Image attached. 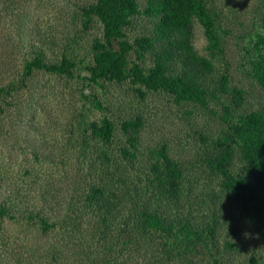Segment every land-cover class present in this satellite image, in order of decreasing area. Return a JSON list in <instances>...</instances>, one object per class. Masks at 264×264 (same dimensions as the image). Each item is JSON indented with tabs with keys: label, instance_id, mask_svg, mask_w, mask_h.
<instances>
[{
	"label": "rangeland",
	"instance_id": "374dc122",
	"mask_svg": "<svg viewBox=\"0 0 264 264\" xmlns=\"http://www.w3.org/2000/svg\"><path fill=\"white\" fill-rule=\"evenodd\" d=\"M95 2L0 0V86L13 83L15 87L10 95H0V202L14 186L24 194L16 211L19 220H0L4 235L0 264H17L18 259L19 264H155L131 234L113 233L104 240L97 218L76 213L74 197L85 196L100 172L108 173L105 160L97 161L91 153L86 158L80 155L83 142L89 140V124L105 117L117 124L111 156H117L126 141L119 124L139 117L140 158L145 160L149 151L165 146L184 170L183 188L195 200L194 208H204L196 214L202 220L211 216L204 197L207 189L217 188V178L208 174L202 157L227 128L222 104H231V98L220 96L202 108L178 104L169 93L147 91L132 80L89 87L83 80L88 74L83 67L92 61L91 46L95 37L101 38L102 26L93 18L90 27L84 28L81 8ZM206 4L215 17L222 46L213 61L214 75H228L231 87L245 93L244 106L235 114L264 111V90L249 75L256 34H264V0H206ZM193 23L194 47L207 57L204 29L198 21ZM146 27L150 28L149 22L140 17L137 30L128 36L151 33ZM40 46L49 60L58 61L65 54L72 58L78 64L75 77L36 70L23 82L24 65ZM117 47L113 42L111 48ZM92 94L99 97L103 110L94 107ZM4 99L8 104H2ZM243 168L236 159L233 169L241 172ZM236 215V220L220 226L223 234L216 245L207 247L203 238L192 255L177 259L175 253L164 264H264V220L258 228ZM42 219L54 224L47 236ZM70 228L76 230L73 239L66 232ZM235 228L240 232L234 233ZM61 237L64 244L73 240L75 245L60 247ZM157 239L173 242L166 234ZM226 241L234 243L236 250L226 248Z\"/></svg>",
	"mask_w": 264,
	"mask_h": 264
},
{
	"label": "trees",
	"instance_id": "16d2710c",
	"mask_svg": "<svg viewBox=\"0 0 264 264\" xmlns=\"http://www.w3.org/2000/svg\"><path fill=\"white\" fill-rule=\"evenodd\" d=\"M141 1L96 0L81 8L84 28L90 27L93 18L102 26L101 38L93 39L92 61L83 67L88 73L83 80L89 87L101 85V82L132 80L147 91L169 93L178 104H194L202 108L213 100H219L220 96L231 98V104H222V119L227 128L202 157L208 174L217 178V188L207 189L204 197V203L212 211L211 216L202 220L196 214L197 209L204 208H194L195 200L183 188L184 170L167 154L165 146L149 151L145 160L140 158L137 141L142 122L139 117L119 124L126 141L117 150V156L110 154L114 151L111 146L116 138L117 124L106 117L89 124V140L83 142L80 155L86 158V154H95L97 161L105 160L109 174L100 172L99 179L88 185V193L74 199L79 217L89 215L97 218L99 222L96 224L100 223L104 240L113 233L131 234L142 245L141 249L151 254L155 264H164L175 253L177 259L192 255L196 243L203 238L208 241L207 247L216 245L217 238L223 234L219 231L220 226L236 220V213L258 228L262 225L264 111L236 115L235 112L244 106V90L231 87L228 75L221 78L214 75L213 61L222 51V46L215 17L206 0H143V5ZM140 17L149 22L150 28H146L151 33L146 30L130 39L128 34L137 30L135 27ZM195 20L204 29L207 57L200 55L193 44ZM113 42L118 46L116 49L111 48ZM39 48L33 50V57L24 65L23 82L36 70L75 77L78 64L72 58L65 54L58 61L49 60L41 46ZM254 48L256 53L249 61V75L264 90V34L257 32ZM212 77L218 79L217 82L209 83L208 79ZM13 85L0 86V95H10L15 89ZM138 91L144 94L142 89ZM90 97L96 109H104L99 97L95 94ZM90 97L85 96L88 100ZM2 104H8L7 100L4 99ZM200 138L208 141L205 136ZM236 159L244 164L241 172L233 169ZM21 189L14 186L7 198L1 200L2 222L5 219L19 220L16 211L24 196ZM41 222L47 236L52 230L50 225L54 224L47 219ZM236 229L234 233H239ZM74 231L72 228L66 230L72 239ZM2 233L0 226V240L4 236ZM165 234L173 241L172 244L157 239ZM58 242L63 248L75 245L73 240L64 244L62 237ZM225 246L236 250L232 242L226 241ZM17 262L19 264L21 260Z\"/></svg>",
	"mask_w": 264,
	"mask_h": 264
}]
</instances>
